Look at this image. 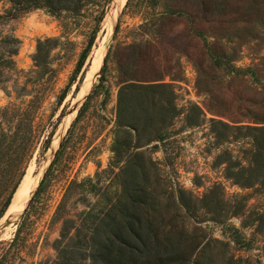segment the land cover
Masks as SVG:
<instances>
[{
    "label": "rangeland",
    "instance_id": "rangeland-1",
    "mask_svg": "<svg viewBox=\"0 0 264 264\" xmlns=\"http://www.w3.org/2000/svg\"><path fill=\"white\" fill-rule=\"evenodd\" d=\"M148 1L132 0L127 9L122 7L115 30L103 27L107 0H94L77 16L56 18L34 10L16 19L7 18L10 5L0 1V108H14L7 118L14 127L21 123L20 136L27 138L24 150L17 142L1 162L0 180L9 181L8 191L0 194V208L13 185L18 182L15 191L23 190L43 167L55 132L58 141H65L34 204L37 209L25 218L26 243L11 250L6 264H57L54 243L62 231L72 226L85 233L92 221L87 212L108 208L122 196L116 175L123 162L116 163L113 150L124 135L115 130L116 109L120 87L132 82L165 86L155 98L168 102L167 112L149 114L156 124L141 132L139 143L131 132L133 145L138 144L131 151L153 162L151 185L154 172L158 174L162 225L187 232L197 247L191 264H264V189H243L226 178L230 162L246 166L251 156L252 137L233 129L264 127V0ZM165 6L187 12L200 35L190 31L186 17L165 14ZM108 31L110 39L105 41ZM47 38L56 42L44 66H36L37 41ZM99 49L103 59L82 94ZM61 96L65 98L60 105ZM68 187L62 208L66 213L56 214ZM181 192L189 212L175 207ZM210 198L223 200V211L202 208L201 200ZM21 217L0 239V257L7 249L3 242L14 237ZM67 243L64 239L61 247L77 252L76 239ZM71 256L70 264H83L81 255Z\"/></svg>",
    "mask_w": 264,
    "mask_h": 264
},
{
    "label": "trees",
    "instance_id": "trees-1",
    "mask_svg": "<svg viewBox=\"0 0 264 264\" xmlns=\"http://www.w3.org/2000/svg\"><path fill=\"white\" fill-rule=\"evenodd\" d=\"M6 1L10 5V9L6 12L9 19H16L28 12L34 10H43L53 17H60L62 14H70L77 16L87 4L93 3L94 0H0ZM111 0H107L110 4ZM132 0H128L124 10L129 7ZM158 1L151 0L147 3L155 4ZM165 14L184 16L190 23V31L200 35L194 28V22L191 16L174 6H165ZM104 12L99 18L102 21ZM2 16H0V19ZM56 42L55 38H47L37 41L36 53L33 56V61L36 66L44 63L51 45ZM106 61V59H105ZM105 64V63H104ZM42 67L44 65H41ZM103 71V70H102ZM101 82V79L99 80ZM97 86L94 87V89ZM163 85H143L137 83H126L122 85L118 92L115 130L117 133L124 135V141L115 142L118 145L113 152L116 154L117 164L123 162L119 173L116 175L122 186V196L111 203L108 208H101L97 212L88 211L87 214L90 221L88 228L84 233L82 228L69 227L62 231L61 238L56 240L54 246L58 249L57 264H70L72 254L75 256L81 255L83 264H191V258L196 251V245H192V240L188 241L187 232L183 228H167L163 223V205L157 196V187L159 186V177L157 172H154V185H151L150 169L152 164L144 160L142 153H134L132 148L134 138L131 133L134 131L138 137L137 143L140 141L141 132L154 124L153 118L149 114L155 115L160 113L163 116L167 112L168 102L160 97L155 98V94L159 90H163ZM89 96L78 112L74 122L78 120L82 114ZM65 96H61L58 104L61 105ZM14 108H0V114H5V117L0 116V165L2 160L9 154L13 146L19 142V149L24 150L27 138L20 136L22 124L19 123L16 127L13 126L11 120H8L10 111ZM12 114V113H11ZM10 114V115H11ZM148 116V117H146ZM144 117V118H143ZM164 118L161 119L163 123ZM214 126H219L224 130L233 129L231 126L212 121ZM73 124L70 126V132ZM236 131H244L245 135L251 136L252 149L250 158L245 165L234 163L226 169V178L231 180L234 185L240 188L247 189L254 186H260L264 189V127H244L233 129ZM226 133V132H225ZM225 134L219 138H224ZM50 138V135H49ZM49 138L45 141L44 150L48 147ZM62 141L60 147L55 154L54 160L44 174L35 194L29 201L20 222H18L17 230L14 237L9 242H3L7 249L0 257V264H6L11 260V250L14 248L19 250L26 243V224L25 218L29 216L31 211H35V202L39 200L42 192L49 183V178L53 173V168L60 160L64 143ZM220 163H222L220 161ZM1 175V174H0ZM8 181L0 180V194L2 191H8ZM18 182L13 185L0 208V219L6 212L11 197L17 189ZM7 189V190H6ZM69 187L63 197L59 207L56 209V214L63 213V207L67 200ZM181 192L178 202L175 203L176 209H186L188 212L190 206L183 202ZM202 199L204 209L210 212L223 211V200L220 198ZM66 213V212H65ZM63 213V214H65ZM62 218L66 223H71L67 216ZM160 221V224L158 220ZM64 227L65 223H64ZM184 227V226H183ZM74 229V233L70 235V231ZM72 241L76 239L79 243L76 246V251L69 250L67 247H61L64 241ZM68 244V243H67ZM71 251V252H70ZM83 253V254H82ZM86 254V255H84ZM60 259V260H59Z\"/></svg>",
    "mask_w": 264,
    "mask_h": 264
},
{
    "label": "bare ground",
    "instance_id": "bare-ground-1",
    "mask_svg": "<svg viewBox=\"0 0 264 264\" xmlns=\"http://www.w3.org/2000/svg\"><path fill=\"white\" fill-rule=\"evenodd\" d=\"M125 2H126V0H120L119 1V9L118 10H112V9H110V7L113 8V6L112 5L109 6L110 11L108 9L107 14L104 18V22H103L104 29L108 28V29L113 30L114 24L116 22V18L119 15V12L121 11ZM108 39H110V32L109 31L104 36L105 41H107ZM24 50H25V48H22V50L20 52L21 55L24 52ZM103 56H104L103 50L99 49L95 55L93 65L91 68V72H89V74L85 77V80H84V83H83L82 89H81L82 94L86 93L87 87L93 81L95 73H96L97 69H99L101 61L103 59ZM71 117H72V114H69L66 117L65 123H64V128L61 131V135H62V132L67 127V125L69 124ZM59 137H60V134L56 133L54 135L53 139L51 140L50 149H49L47 155L45 156L46 162L43 164V167L40 169V171L31 180H29L28 183H26L23 190H20L19 192L17 191L16 194L14 193L12 200H11V203H10L8 209L6 210V213L4 214L2 219L0 220V239L5 238L8 235V232H9L12 224L18 219L19 215L23 211V208L28 203L30 196L34 193V191L37 187V184L39 183V180L42 176V173H43V171L47 165V162L50 160L54 150L56 149Z\"/></svg>",
    "mask_w": 264,
    "mask_h": 264
},
{
    "label": "water",
    "instance_id": "water-1",
    "mask_svg": "<svg viewBox=\"0 0 264 264\" xmlns=\"http://www.w3.org/2000/svg\"><path fill=\"white\" fill-rule=\"evenodd\" d=\"M119 1H120V0H111V1H110V6L112 5L113 8L110 7V9H112V10H118V9H119ZM127 1H128V0H126L124 6L126 5ZM124 6H123V8H124ZM123 8H122V9H123ZM110 9H109V11H110ZM120 12H121V11H120ZM120 12H119V13H120ZM117 18H118V16H117ZM117 18H116V20H117ZM115 23H116V22H115ZM113 30H115V26H114V29H113ZM56 130H57V129H56ZM55 134H56V132H55ZM55 134H54V135H55ZM60 144H61V140L58 141L57 147H56V149L54 150V152H53V154H52L50 160L47 162V164H48L50 161H52V158H53V156L56 154L57 149H59ZM49 149H50V147H49ZM49 149H48V150H49ZM45 161H46V160H45ZM46 166H47V165H46ZM48 168H49V167H48ZM46 171H47V170H46ZM46 171L44 170V172L42 173V176H41V178H40V181H39V183L37 184V187L39 186V184H40V182H41V180H42L44 174L46 173ZM37 187H36L34 193L32 194V196L30 197L29 201L31 200V198H32L33 195L35 194V192H36V190H37ZM16 190H17V189H16ZM15 192H16V191H15ZM11 200H12V199H11ZM29 201H28V203H29ZM28 203H27V205H28ZM9 205H10V204H9ZM27 205L25 206L24 210H23V211L21 212V214L19 215L18 219H19V218L22 216V214L24 213V211H25ZM8 207H9V206H8ZM5 213H6V212H5ZM5 213H4V214H5ZM3 216H4V215H3ZM18 219H17V220H18ZM8 221H9V220H8Z\"/></svg>",
    "mask_w": 264,
    "mask_h": 264
}]
</instances>
